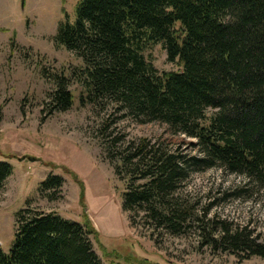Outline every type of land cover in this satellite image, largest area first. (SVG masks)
I'll return each mask as SVG.
<instances>
[{"label": "trees", "instance_id": "obj_1", "mask_svg": "<svg viewBox=\"0 0 264 264\" xmlns=\"http://www.w3.org/2000/svg\"><path fill=\"white\" fill-rule=\"evenodd\" d=\"M54 40L83 60L78 79L92 104L112 102L139 123H164L197 141L200 157L145 137L123 148L120 138L108 142L112 162L120 160L115 174L127 180L122 210L132 226L134 215L143 214L154 231L195 230L202 245L264 257L253 231L196 223L178 194L192 171L216 167L264 189V0H81L75 22H61ZM160 43L182 71L160 73L145 59L144 47ZM56 79L52 109L67 111L72 92L63 77ZM13 170L0 161V190ZM72 174L82 201L83 183ZM64 183L50 174L39 193L56 200ZM16 221L10 252L0 246V264H104L87 214L80 223L25 208Z\"/></svg>", "mask_w": 264, "mask_h": 264}, {"label": "rangeland", "instance_id": "obj_2", "mask_svg": "<svg viewBox=\"0 0 264 264\" xmlns=\"http://www.w3.org/2000/svg\"><path fill=\"white\" fill-rule=\"evenodd\" d=\"M80 1L0 0V161L14 168L0 190L2 250L10 252L17 215L30 208L80 223L87 214L99 233L91 240L104 264H264V257L245 258L202 245L195 230L180 235L154 231L141 220L143 214L134 215L132 226L129 213L122 210L127 180L116 176L114 165L120 160L112 162L115 155L106 150L108 142L120 138L123 148L145 137L189 156L200 153L195 139L174 133L167 124H142L112 102L89 101L78 79L83 60L54 40L61 22H75ZM142 53L160 73L183 69L169 62L161 43L147 44ZM61 77L68 82L73 105L53 111L52 93ZM213 112L209 109L208 115ZM72 173L83 183L82 201ZM50 174L65 180L56 200L39 193ZM179 191L196 223L204 219L234 230L247 227L264 242V189L216 167L192 171Z\"/></svg>", "mask_w": 264, "mask_h": 264}]
</instances>
